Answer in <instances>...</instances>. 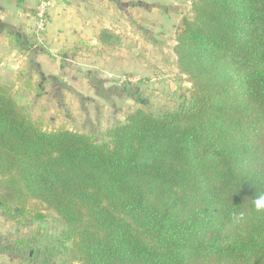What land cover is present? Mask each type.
<instances>
[{"label":"trees","instance_id":"1","mask_svg":"<svg viewBox=\"0 0 264 264\" xmlns=\"http://www.w3.org/2000/svg\"><path fill=\"white\" fill-rule=\"evenodd\" d=\"M191 6L175 110L139 108L99 136L46 131L0 84V210L53 211L69 264H264V0Z\"/></svg>","mask_w":264,"mask_h":264},{"label":"rangeland","instance_id":"2","mask_svg":"<svg viewBox=\"0 0 264 264\" xmlns=\"http://www.w3.org/2000/svg\"><path fill=\"white\" fill-rule=\"evenodd\" d=\"M191 3L121 0L118 8L99 13L103 20L99 24L109 35L105 42L111 44L99 47L92 41L97 30L87 28V33L83 28L86 19L78 21L79 29L74 32L53 24L52 40L47 32L39 46L51 55L42 54L41 65L57 77L49 78L51 83L41 78L32 82L24 74L17 88L8 77L4 83L13 87L19 104L46 131L64 128L99 136L124 123L127 115L139 108L154 113L175 110L189 96L191 87L179 72L174 53L182 21L192 16ZM95 81L100 86L95 87ZM28 83L31 89L26 87ZM135 90L140 93L138 97L132 96ZM34 207L45 216L42 222L30 215L11 220L0 210V264H69L60 245L64 227L57 215L31 200L29 212ZM18 241H26L31 247L18 245Z\"/></svg>","mask_w":264,"mask_h":264},{"label":"crops","instance_id":"3","mask_svg":"<svg viewBox=\"0 0 264 264\" xmlns=\"http://www.w3.org/2000/svg\"><path fill=\"white\" fill-rule=\"evenodd\" d=\"M49 1L51 2V9L44 35H49L47 34L49 32L50 41L53 37V24H60L64 30H68L70 27L74 32L75 29H79L77 25L80 22L78 21L86 19L83 21V28L86 27L84 30L87 28H95L97 30L96 38L92 39L93 44L95 43L97 47L103 45L105 39L102 23L99 24L103 22L102 18L98 17L99 13H102L105 8H118L121 4V0H110L107 5H105V0H95L96 2L93 0ZM39 3L40 0H0V84L3 83L2 85H5V78L8 77L11 83H15L17 88L20 81L19 77L24 74L29 78V81L33 79L32 82L41 78L43 82L51 83L52 81L49 78L55 79L57 77L55 72L46 71L41 65L42 59H40V56L46 54L50 57L51 55L41 50L39 41L42 39L35 32V15ZM88 14L93 15L87 16ZM95 16V20L90 19L95 18ZM87 33H89L88 29ZM41 90L42 92L44 91V89ZM47 97L50 99V96Z\"/></svg>","mask_w":264,"mask_h":264},{"label":"built area","instance_id":"4","mask_svg":"<svg viewBox=\"0 0 264 264\" xmlns=\"http://www.w3.org/2000/svg\"><path fill=\"white\" fill-rule=\"evenodd\" d=\"M51 9V2L49 0H40L36 17L35 32L39 38H42L46 32L48 24V15Z\"/></svg>","mask_w":264,"mask_h":264},{"label":"clouds","instance_id":"5","mask_svg":"<svg viewBox=\"0 0 264 264\" xmlns=\"http://www.w3.org/2000/svg\"><path fill=\"white\" fill-rule=\"evenodd\" d=\"M254 204L258 210L264 209V194H260L259 196H257L254 201Z\"/></svg>","mask_w":264,"mask_h":264}]
</instances>
